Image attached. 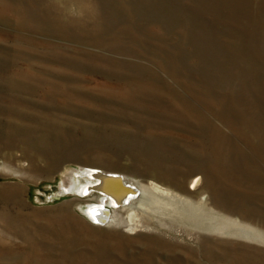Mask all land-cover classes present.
I'll use <instances>...</instances> for the list:
<instances>
[{"label":"rangeland","instance_id":"obj_1","mask_svg":"<svg viewBox=\"0 0 264 264\" xmlns=\"http://www.w3.org/2000/svg\"><path fill=\"white\" fill-rule=\"evenodd\" d=\"M0 264H264V0H0Z\"/></svg>","mask_w":264,"mask_h":264},{"label":"bare ground","instance_id":"obj_2","mask_svg":"<svg viewBox=\"0 0 264 264\" xmlns=\"http://www.w3.org/2000/svg\"><path fill=\"white\" fill-rule=\"evenodd\" d=\"M86 174L93 178L92 181L89 180L77 186L76 191L80 193H89L91 190L101 191L111 198L112 205L116 207L127 206L141 195V193H138L139 190L135 186L129 184L125 186L124 180L122 183L114 179L117 174L104 172L101 169H88ZM193 184L197 185L198 179H195ZM104 209H107L104 205H96L92 208L91 214L96 221L99 222L102 219L106 220L108 217L110 218L111 211L105 213Z\"/></svg>","mask_w":264,"mask_h":264},{"label":"water","instance_id":"obj_3","mask_svg":"<svg viewBox=\"0 0 264 264\" xmlns=\"http://www.w3.org/2000/svg\"><path fill=\"white\" fill-rule=\"evenodd\" d=\"M114 179H116V180H118L119 182H122L123 183V180H124V177L122 176V175H120V174H117L116 175V177L114 178ZM124 184H125V186H127L128 185V183H126V182H124ZM102 193V192H101ZM84 194V193H83ZM85 195V194H84ZM110 195V194H109ZM52 198H59V196H56V197H52ZM109 211H111L108 207H107V209H104V212L106 213H108ZM91 213H92V210H91ZM109 220V217L105 220V219H102V220H100L99 222H101V223H106L107 221Z\"/></svg>","mask_w":264,"mask_h":264}]
</instances>
